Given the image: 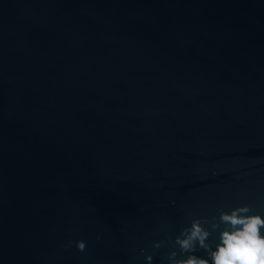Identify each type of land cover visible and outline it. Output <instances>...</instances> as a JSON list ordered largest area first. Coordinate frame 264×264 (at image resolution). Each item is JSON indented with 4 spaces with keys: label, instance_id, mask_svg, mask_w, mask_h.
I'll use <instances>...</instances> for the list:
<instances>
[{
    "label": "water",
    "instance_id": "95a60500",
    "mask_svg": "<svg viewBox=\"0 0 264 264\" xmlns=\"http://www.w3.org/2000/svg\"><path fill=\"white\" fill-rule=\"evenodd\" d=\"M245 205L264 217V0H0V264L207 259L176 237Z\"/></svg>",
    "mask_w": 264,
    "mask_h": 264
},
{
    "label": "clouds",
    "instance_id": "9594fccd",
    "mask_svg": "<svg viewBox=\"0 0 264 264\" xmlns=\"http://www.w3.org/2000/svg\"><path fill=\"white\" fill-rule=\"evenodd\" d=\"M251 206L245 205L232 209L230 212L221 211L219 222L210 223L204 219H194L190 227L182 229L175 239L182 253H194L197 248L203 249L208 258L188 255L185 259H176L177 253L168 256L169 264H264V217L259 214H249ZM212 231H219L218 243L215 249L207 242L211 232L204 227L209 224ZM99 239V237H97ZM160 243H154L159 248ZM79 251H84L86 244L83 240L76 242ZM146 259L150 262L152 257Z\"/></svg>",
    "mask_w": 264,
    "mask_h": 264
}]
</instances>
